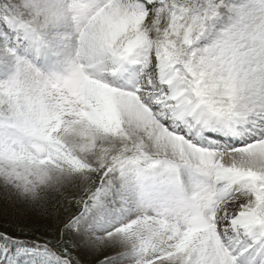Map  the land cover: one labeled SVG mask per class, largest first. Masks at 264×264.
Returning a JSON list of instances; mask_svg holds the SVG:
<instances>
[{"label": "snow or ice", "instance_id": "1", "mask_svg": "<svg viewBox=\"0 0 264 264\" xmlns=\"http://www.w3.org/2000/svg\"><path fill=\"white\" fill-rule=\"evenodd\" d=\"M0 264H264V0H0Z\"/></svg>", "mask_w": 264, "mask_h": 264}]
</instances>
